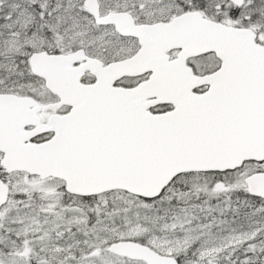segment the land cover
<instances>
[{"label":"snow or ice","instance_id":"snow-or-ice-1","mask_svg":"<svg viewBox=\"0 0 264 264\" xmlns=\"http://www.w3.org/2000/svg\"><path fill=\"white\" fill-rule=\"evenodd\" d=\"M0 264H264V0H0Z\"/></svg>","mask_w":264,"mask_h":264}]
</instances>
